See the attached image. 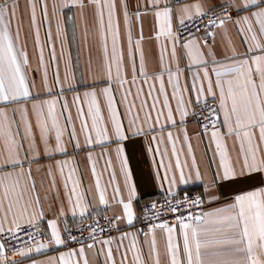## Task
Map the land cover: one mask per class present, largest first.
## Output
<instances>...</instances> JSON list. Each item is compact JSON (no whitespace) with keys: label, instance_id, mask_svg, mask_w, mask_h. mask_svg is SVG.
<instances>
[{"label":"snow or ice","instance_id":"6c2138e0","mask_svg":"<svg viewBox=\"0 0 264 264\" xmlns=\"http://www.w3.org/2000/svg\"><path fill=\"white\" fill-rule=\"evenodd\" d=\"M89 3L94 8L103 47L104 78L99 82L105 86L99 89V93L95 87L87 88L83 92V97L88 102L86 114L82 107H77V118L81 121L80 132L84 134L88 145L112 142L109 126L120 141L143 135L148 131L155 134L159 127V137L153 135L152 139L160 142L165 139L164 129L168 128L166 138L172 142V154L176 156V162L174 167L171 163L164 166V175L161 177L157 173V179L162 181L161 187L163 181H167L171 195L173 186L178 182L202 179L194 156L191 168L195 169V175L192 171L185 174L184 169L188 165L186 162L181 163L176 148V140L179 137H174L171 131L177 123L185 122L193 104L202 105L207 112L206 115L202 113V119L205 121L202 127L207 133L209 125L211 126L210 139L215 142V153L219 155L216 173L218 178L229 180L256 174L264 175V0H224L222 11L216 16L210 15L200 0L184 3L180 0H144L143 3L138 2L131 13L128 0H89ZM73 6L83 10L84 0H60L59 3L52 4V16L57 20L58 36L61 35L63 10ZM38 7L41 9L43 20L49 22V6L46 0L42 4L40 0H28L30 23L36 29L37 44ZM19 9V0H0V233L6 232L16 238V234L27 226L34 229L26 234L27 239L32 241L39 237L36 225L44 217V211L31 164L40 158H50L56 154L66 155L68 149L63 139L66 131L70 138L76 139L77 130L71 112L68 111L67 101L65 100L59 111L57 103L60 94L78 87V84L71 82L66 65L67 86L60 82L58 73L55 77L56 83L60 85L57 96H52L53 89L48 86L46 73V91H33L35 82L28 77V55L19 43L23 19L22 16L17 19ZM121 13L127 35V62L121 45ZM149 13L155 22L153 31L160 45L159 63L152 68H149L145 60L141 45L142 28L140 37L133 42L131 23L133 18L139 21L142 14ZM232 13H236L235 18ZM186 21L192 24L191 31ZM226 21L238 26L243 51H239L230 39L227 53L223 50L217 51L215 29L226 30ZM197 24L200 27H196ZM200 28H203V35H200ZM40 60L43 63L42 51ZM117 92L120 93L119 101L116 100ZM41 95L48 98L39 99ZM98 95H103L106 101L107 118L101 112ZM79 99L80 93H76L74 102ZM208 100L212 103H208ZM118 103L125 105L123 116L128 118L127 126L123 123ZM66 111L68 114L65 116ZM17 114L20 120L16 119ZM177 115L179 121L176 119ZM85 116L91 118V124ZM21 125L23 134L20 132ZM34 128L38 130V139ZM183 132L184 141H188L187 129H183ZM229 139L237 150L235 160L228 149ZM41 143L44 146V157L39 150ZM75 147H80L78 140ZM191 151L189 143L188 152ZM116 152L123 156L122 144L117 146ZM166 153L167 149L161 155ZM88 156L91 160L92 153ZM55 163L63 178L71 212L75 214L79 210L83 216L88 209L87 193L79 190V182L73 177L74 170H70L65 177L64 165L67 161L58 160ZM25 164L28 165L27 169ZM122 164L127 167L126 159L122 160ZM92 170L95 174V162ZM169 172L172 173L171 176ZM48 173L53 175L51 165L48 167ZM125 176L127 199L120 194L119 187L115 189V194L120 196L118 203L122 205L123 216L131 223L135 216L132 199L136 196V189L130 174L126 172ZM69 180L72 182L71 188ZM96 189L100 202L106 204L105 190L101 188L99 178L96 181ZM208 199L217 202L219 197L209 194ZM203 202L201 196L193 199L185 196L183 200H173L165 205V210L171 213L174 220H160L158 224L148 225V233H145L147 258L137 246L135 233H121V241L116 251L119 252L120 248L124 247L121 255L125 259L128 251H133V264H149L150 261L151 264H161L155 232V229L159 228L166 234L165 256L168 264H264V182L248 190L239 191L230 202L219 207L210 208L208 211L198 208L195 211L190 210ZM181 205L184 206L183 209ZM152 208L153 211L156 210L155 204ZM63 213L62 205L61 216ZM47 224L51 232L46 239L35 240L36 252L48 249L52 244L67 250L59 252L58 259L49 257L47 261L31 260L30 264H53L54 261L56 264H89L83 243L79 244L78 249L69 248L57 220L50 219ZM109 224L115 226L111 220ZM97 230L103 233L98 223L96 228L90 229V236ZM64 231L67 232V227ZM125 237H131L127 247L123 245ZM68 239L73 243L77 242L75 236L69 235ZM114 239L107 236L99 241L108 246L106 251L103 248L100 250L105 256V264L109 261L116 264L111 247ZM97 242L93 237V242L88 248H94ZM32 251V247L19 249L21 255ZM4 253L5 245L0 242V264H15L14 261H9ZM15 255L16 253H13L14 257Z\"/></svg>","mask_w":264,"mask_h":264},{"label":"crops","instance_id":"0c3cea01","mask_svg":"<svg viewBox=\"0 0 264 264\" xmlns=\"http://www.w3.org/2000/svg\"><path fill=\"white\" fill-rule=\"evenodd\" d=\"M45 0H40V3H44ZM48 4L49 22H45L41 15L40 7L37 8V26L39 28V44L36 41V29L30 23V9L28 8V0H19L20 9L17 13V19L22 16V25L20 31V46H22L28 55L29 80L35 82L34 92H45L44 77L47 74L48 86L53 89L52 96H57V89L60 87L55 81V77L58 73L60 82L67 86L68 81L65 80V71L67 65L68 76L73 83H77L78 87L71 90L64 91L59 95L57 110L59 111L61 105L67 101L68 111L71 112L73 121L77 130L76 139L70 138L68 131L64 134L65 147L68 149L67 154H56L49 157H44V146L40 144V153L44 158L35 160L31 164L33 175L36 180L37 192L40 197V204L43 207L44 217L38 222L43 224L46 228L48 235L51 229L48 227L47 221L50 219H56L58 225L63 232L66 225L75 224L80 220H83L91 215L100 213H108L115 219L117 231L109 235L114 237L111 247L113 249V255L116 264H133L134 256L133 251H128L126 259L122 257L124 247L120 248L117 252V245L121 241V233H135L137 237V246L141 250L143 256L147 258L148 245L145 243V233H148V229H144L138 226L137 217L139 209L143 201L159 195L166 194L168 192L169 185L167 181H163V187H161V180L157 179V173L162 177L165 172V167L169 163L175 166L176 156L172 154V142L167 141L166 133L168 128L164 129L165 139L158 142L152 139L153 135L159 137L160 129L157 127L156 133L151 131L145 132L143 135L129 137L124 141L118 140L112 133L109 126V137L112 142L108 143H95L94 145H88L85 141V136L80 132V119L77 118V107L80 106L84 109V113H87L88 102L83 97V92L90 87H95L98 90L105 85L99 81L103 80L104 73L102 71L104 53L102 42L100 39L99 27L95 18L94 8L89 3V0H84L85 7L81 10L79 7L73 6L70 9L65 8L63 10V19L61 21V35H57V20L52 16V4L59 3L60 0H46ZM143 3L144 0H128L130 13L135 10L137 3ZM181 3L189 2V0H180ZM206 10L212 8L222 7L224 0H200ZM235 18L236 13H232ZM70 17V18H69ZM132 35L133 42L140 37L141 28L143 34V40L141 45L144 51L145 60L149 68L155 67L159 63L160 45L157 42L154 34L155 22L152 15L141 16V19L137 21L132 19ZM237 27L232 24L231 21H226V30L216 28L215 43L217 51L223 50L227 53V45L229 39L234 43L239 51H243L241 35L237 31ZM13 31H15V21L13 22ZM50 31V35H49ZM200 35H203L201 33ZM120 36L121 45L124 48L125 60L127 62V35L123 22V15H120ZM163 38H161V41ZM211 43V41H210ZM108 48L111 51V37L108 38ZM41 51L43 53V63H41L40 56ZM139 65V53H137V66ZM97 83L93 84V81ZM145 89L147 85L144 86ZM170 90V89H169ZM135 88H133V93ZM76 93H80V99L78 101L73 100ZM39 99H47L45 95L38 97ZM101 112L107 118L108 111L106 107V101L103 95H98ZM131 98V97H130ZM116 100H120V93H116ZM23 103V102H22ZM29 104L31 101L28 102ZM137 103H139L137 101ZM193 104L189 109V115L185 118L183 124L177 123L175 127L171 128L174 137L178 136L176 140V148L180 155L181 163H187L184 171L187 175L189 171H192L195 175V169L191 168L192 158L195 157L196 165L199 168L202 179H191L186 183L178 182L173 186L172 193L183 190H194L198 192L203 200L204 207L202 211H208L210 208L219 207L223 203L230 202L232 197L239 191L248 190L253 186H258L264 182V175H253L251 177H245L242 179H229L220 180L216 175L218 169L219 155L215 153V142L210 139L211 128L208 132L199 130L198 126L192 120V112L194 109ZM11 107V106H8ZM117 107L121 113L122 120L125 126L128 124V118L123 116L125 105L117 104ZM66 111L64 115L66 116ZM11 115V113H9ZM143 114H141L142 116ZM91 124V118L85 116ZM16 119L20 120L19 114L16 115ZM179 121V115L176 117ZM34 121V117H33ZM63 123V117H61ZM219 126V125H218ZM147 127V125H145ZM69 131L71 125L68 126ZM183 129H187L188 141H184ZM223 130V129H222ZM23 125L20 127V132L23 134ZM37 133V139L39 138L38 130L34 128ZM94 136V134H93ZM77 140L80 147H75ZM191 144V153L188 152V145ZM54 144V141H53ZM119 144L123 145V156H120L116 152V148ZM167 153L161 155V153ZM228 149L231 153L233 160L236 159L237 150L233 147L231 139L228 140ZM92 153L91 160L88 154ZM23 155V153H22ZM126 159L127 167L122 164V160ZM67 161L64 165L65 177L70 170L73 171V177L79 182V190L86 192V203L88 205L87 212L81 216L79 210L73 214L69 208L67 201V194L63 187V178L60 176L56 161ZM93 162H95V174L93 173ZM51 165L53 175L48 173V167ZM27 169L28 165H24ZM222 172V169L220 170ZM129 173L131 176V182L135 185L136 196L132 199V206L135 213L134 219L131 223L122 214V205L118 203L120 196L115 194V189L119 187L120 194L127 199L128 190L125 186V173ZM169 172V176H171ZM53 176L55 177V183H53ZM99 178L100 186L105 190L106 204H103L99 200V192L96 189V181ZM177 179H179V173L177 171ZM69 188L72 186V182L68 181ZM209 194L218 196L217 202H211L208 199ZM75 199V197H73ZM63 205V216L60 214V208ZM115 213V215H114ZM121 217L117 219L116 217ZM178 231V226H177ZM157 246L160 252L161 264H168V260L165 256V242L166 234L159 228L155 229ZM107 237V236H106ZM104 238V237H103ZM103 238L97 240L94 248H88L89 244L85 245V251L88 254L89 264H105V256L100 250L103 248L105 251L108 246L99 243ZM151 235H148L150 240ZM131 237H125L123 239V245L129 246ZM33 251L25 255H21L20 252H15V257L11 255V259L15 264H30L31 260L47 261L49 257H56L58 259L59 252L66 251L67 249L62 246L49 245L48 249H42L40 252H36L34 246ZM78 246H72L69 248H77ZM29 248V247H28ZM53 264H56L54 261ZM111 264V262H107ZM151 264V261L149 262Z\"/></svg>","mask_w":264,"mask_h":264},{"label":"built area","instance_id":"2783aa9c","mask_svg":"<svg viewBox=\"0 0 264 264\" xmlns=\"http://www.w3.org/2000/svg\"><path fill=\"white\" fill-rule=\"evenodd\" d=\"M209 14L212 16L218 15L222 11V7L209 9ZM206 20L207 17H204ZM186 25L189 30H192V24L186 21ZM196 27H200L199 24ZM183 32V30H180ZM203 33V28H200V34ZM186 35V33H184ZM183 38V37H182ZM208 103H212L211 100H208ZM202 113L207 114L206 109L202 107V105H195L194 111L192 112V120L198 126L199 130L204 131L202 125L205 124V121L202 119ZM211 126L209 125L210 129ZM187 196L188 199H193L196 196H201L198 192L194 190H183L177 191L174 193L159 194L153 196L145 201L140 206L137 224L139 227L148 229L149 224L159 223L160 220H168L173 221L174 217L171 213L167 212L164 208L165 205L169 204L173 200H183L184 197ZM202 197V196H201ZM203 199V198H202ZM204 201V200H203ZM155 204L156 210L153 211L152 205ZM183 205L181 208L183 209ZM204 202L202 204H197L194 208L190 209L195 211L197 208L203 210ZM107 218V219H106ZM109 220L112 221V224L115 226H110ZM97 223L100 228L103 229V233L97 230L95 233H92L90 236V229L96 228ZM67 227V232L65 233L64 229ZM63 229L62 236L68 247L78 246L80 243L83 244H91L93 242V237L97 241L103 237L114 234L117 231V226L115 223V219L112 215L108 213H100L96 215L88 216L87 218L80 220L75 224L66 225ZM36 229L39 231V237L34 238V240L30 241L27 239L26 234L32 232L34 229L29 228L27 226L23 227V230L16 234V238H13L8 233H0V242L5 245V253L4 255L8 258L9 261H13L11 259V255L15 252H18L20 248H28L30 246H34V242L36 239H46L48 236L46 228L40 222L37 223ZM70 236H75L77 238V242L73 243L68 239Z\"/></svg>","mask_w":264,"mask_h":264}]
</instances>
